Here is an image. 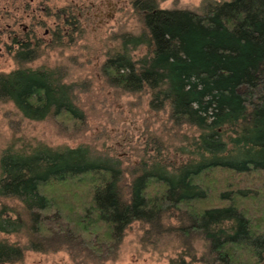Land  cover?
I'll return each mask as SVG.
<instances>
[{
  "label": "trees",
  "instance_id": "obj_1",
  "mask_svg": "<svg viewBox=\"0 0 264 264\" xmlns=\"http://www.w3.org/2000/svg\"><path fill=\"white\" fill-rule=\"evenodd\" d=\"M133 8L143 29L121 34L120 46L103 68L123 90L147 89L152 110L167 108L174 124L197 128L186 161L173 170L153 162L132 172L125 192L119 170L79 148L53 152L49 164L39 162L36 150L26 155L6 149L0 158V192L19 196L28 209L53 211L59 207L43 188L86 181L87 201L73 217L83 229L102 234L96 247L104 257L132 222L163 227L165 218L175 217L177 225L169 230L184 241L192 232L203 235L221 264H264V217L250 219L235 206L194 209L208 197L205 182L218 184L222 177L226 186L233 177L264 178V0L215 2L203 14L160 8L155 0H134ZM141 47L144 55L136 59L132 52ZM32 51L23 52L22 60L32 58ZM55 74L24 68L0 73V100L13 101L24 116L37 119L54 107L53 115L76 114L65 88L53 86ZM231 192L264 202L262 191ZM70 245L81 248L77 242ZM24 251L0 240V264L22 262ZM191 253L187 249L169 264H186L183 257Z\"/></svg>",
  "mask_w": 264,
  "mask_h": 264
},
{
  "label": "rangeland",
  "instance_id": "obj_2",
  "mask_svg": "<svg viewBox=\"0 0 264 264\" xmlns=\"http://www.w3.org/2000/svg\"><path fill=\"white\" fill-rule=\"evenodd\" d=\"M30 1L0 0V73L20 68L54 71L53 86L65 88L76 114L53 115L54 107L37 119L24 116L13 101L0 100V158L6 149L26 155L36 150L42 157L39 162L49 164L53 152L79 148L119 170V186L125 192L132 172L147 169L153 162L173 170L186 161L185 151L191 149L197 128L174 124L167 108L152 110L147 89L123 90L109 80L103 68L108 55L120 46L121 34H138L143 29L134 0ZM222 1L227 0H155L160 8L196 14ZM32 8H36L35 19L33 13L26 15ZM23 26H28L27 32ZM29 50H33L32 58L22 60L23 52ZM144 52L141 47L132 54L137 59ZM222 180L204 183L208 197L194 209L217 206L235 210V206L250 219L264 217V202L256 204L247 196L230 193L264 192L262 175L233 177L226 185L230 190L221 185ZM88 189L86 181L47 185L43 194L59 207L53 211L28 209L19 196L0 192V240L25 249L22 262L6 264H169L187 249L192 253L183 257L186 264H221L203 235L192 232L184 241L185 237L169 230L177 225L175 217L165 218L163 227L132 222L116 249L104 257L106 253L96 247L104 239L102 234L83 229L75 219L87 201ZM251 206L257 211L252 212ZM75 242L82 249L70 245Z\"/></svg>",
  "mask_w": 264,
  "mask_h": 264
},
{
  "label": "flooded vegetation",
  "instance_id": "obj_3",
  "mask_svg": "<svg viewBox=\"0 0 264 264\" xmlns=\"http://www.w3.org/2000/svg\"><path fill=\"white\" fill-rule=\"evenodd\" d=\"M31 2H33L32 0L30 1V4H32ZM29 4V5H30ZM19 5H21L22 7L23 6H25V4L24 3H22V2H20V4ZM20 8V7H19ZM25 12V11H24ZM36 12V8H32V10L28 13V14H26L27 16H30V14L31 13H33V15L35 16V13ZM34 19L36 18V16L35 17H33ZM27 29H28V26H23V30L24 31H26L27 32ZM45 33H48V30H46V32ZM18 40V39H17Z\"/></svg>",
  "mask_w": 264,
  "mask_h": 264
}]
</instances>
